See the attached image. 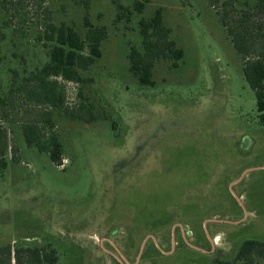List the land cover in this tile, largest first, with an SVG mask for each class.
Returning a JSON list of instances; mask_svg holds the SVG:
<instances>
[{"label": "rangeland", "instance_id": "374dc122", "mask_svg": "<svg viewBox=\"0 0 264 264\" xmlns=\"http://www.w3.org/2000/svg\"><path fill=\"white\" fill-rule=\"evenodd\" d=\"M116 2L133 0H0V250L54 251L55 264L230 261L264 240V126L242 58L206 0H150L118 23ZM156 9L183 58L155 62L141 86L128 53ZM85 17L107 29L101 57L86 83L57 79L81 121L30 92L47 60L38 36L61 22L82 32ZM24 124L58 138L61 165L26 145Z\"/></svg>", "mask_w": 264, "mask_h": 264}, {"label": "trees", "instance_id": "16d2710c", "mask_svg": "<svg viewBox=\"0 0 264 264\" xmlns=\"http://www.w3.org/2000/svg\"><path fill=\"white\" fill-rule=\"evenodd\" d=\"M213 8L219 21L235 49L242 58V74L249 88L254 93L259 123L264 126V0H206ZM150 0H133L130 6L116 2L115 23L128 22L133 14L142 15ZM161 9H156L149 19L138 20L140 47L130 45L128 53L129 72L141 86H153L152 68L155 62L166 60L176 68L183 58V51L176 47L169 38L170 30L162 22ZM104 26H93L84 18V30L78 31L64 22L49 24L38 36L47 48V60L33 75L35 87L30 98L40 105H48L63 110L71 119L87 121L86 117L75 115L64 107L65 90L62 83L84 84L82 73L87 72L94 62L101 57V44L107 38ZM54 79L49 81V79ZM26 145L35 147L49 155L50 162L61 165L63 147L55 135L47 141L35 124H24L21 127ZM4 132L0 128V152L6 149ZM6 168L5 161H0V171ZM13 255L16 264H55L54 251L46 253L40 249L10 248L0 250V264L4 257L9 262ZM258 258L264 260V240L245 239L235 251L232 260H217L214 264H252Z\"/></svg>", "mask_w": 264, "mask_h": 264}]
</instances>
